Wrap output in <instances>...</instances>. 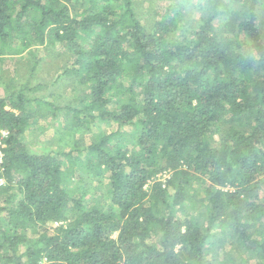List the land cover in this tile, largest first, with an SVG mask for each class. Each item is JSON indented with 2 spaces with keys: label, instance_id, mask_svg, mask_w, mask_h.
Returning <instances> with one entry per match:
<instances>
[{
  "label": "trees",
  "instance_id": "trees-1",
  "mask_svg": "<svg viewBox=\"0 0 264 264\" xmlns=\"http://www.w3.org/2000/svg\"><path fill=\"white\" fill-rule=\"evenodd\" d=\"M204 3L175 35L176 19L146 30L131 0H0V56L21 52L14 41L61 43L64 73L86 89L62 107L29 78L0 96V179L13 190L0 264H211L218 234L234 238L232 263L264 264L260 3ZM59 111L88 143L32 151L31 120Z\"/></svg>",
  "mask_w": 264,
  "mask_h": 264
},
{
  "label": "rangeland",
  "instance_id": "rangeland-1",
  "mask_svg": "<svg viewBox=\"0 0 264 264\" xmlns=\"http://www.w3.org/2000/svg\"><path fill=\"white\" fill-rule=\"evenodd\" d=\"M258 24L261 27L264 38V0H259ZM118 4V3H117ZM131 6L146 30L152 31L153 24L160 20L168 23L176 19L177 31L195 29L202 18L206 15L204 0H131ZM226 16L218 19L215 27L221 26ZM13 47L21 52L18 54L6 53L0 56V96H6L12 84L29 78L32 84L44 83L48 85L47 90L40 94L51 93L46 98L58 106H63L72 96L79 95L86 89L69 74L64 73L71 64L73 58L71 51L61 43H49L43 45H30L21 50L19 41L13 42ZM43 117H35L31 120L29 130L25 133V141L32 151L42 152L63 148L68 150L72 144L88 143L89 134L82 135L79 131L69 130V122L63 113L59 111L55 116L51 114ZM105 131H112L115 125H101ZM123 131H130V127H123ZM5 134L0 131V154L3 153L4 144L2 139ZM169 174L159 172L154 179L163 182ZM106 182V181H104ZM96 183H92L87 190L89 193L98 194ZM13 193V190H5L4 182L0 179V206L3 200ZM260 198H264V185L259 191ZM57 223H48L47 228L53 229ZM157 237L149 241L156 242ZM214 252L207 255L211 264H234L227 258L237 259V249H233L234 238L230 234H218V239L212 238Z\"/></svg>",
  "mask_w": 264,
  "mask_h": 264
},
{
  "label": "built area",
  "instance_id": "built-area-1",
  "mask_svg": "<svg viewBox=\"0 0 264 264\" xmlns=\"http://www.w3.org/2000/svg\"><path fill=\"white\" fill-rule=\"evenodd\" d=\"M2 133H3V135L5 134V136H6V133L4 132V131H1ZM2 142H3V139H2ZM3 144H4V142H3ZM5 146V145H4ZM2 156H3V153L2 154H0V163H1V160H2Z\"/></svg>",
  "mask_w": 264,
  "mask_h": 264
}]
</instances>
